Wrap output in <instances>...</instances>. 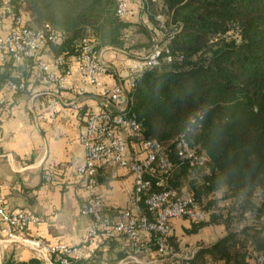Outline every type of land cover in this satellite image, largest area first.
Wrapping results in <instances>:
<instances>
[{
  "label": "trees",
  "instance_id": "1",
  "mask_svg": "<svg viewBox=\"0 0 264 264\" xmlns=\"http://www.w3.org/2000/svg\"><path fill=\"white\" fill-rule=\"evenodd\" d=\"M11 4L13 13H1L0 22L11 18L14 27L20 16L31 29L50 24L60 38L47 46L55 62L65 59L63 69L85 39L97 52L111 48L131 58H144L163 47L158 64L140 72L135 86L127 89L129 106L123 112L125 117L135 115L142 125L139 133L128 131L129 145L130 138L139 145L156 140L169 151L172 170L165 173L156 166L148 176V192L172 188L195 197L209 217L192 222L187 232L225 226L226 235L210 246L202 245L192 264H255L264 255V0H142L148 23L119 15V0H11ZM38 56L15 64L5 54L0 92L9 80L25 84L16 93L37 84L31 78L33 70H39ZM182 134L205 157L202 167L192 168L178 157L175 141ZM98 174L99 170L96 182ZM160 179L164 185H157ZM140 205L143 214H149L145 202ZM97 255L70 261L100 264ZM3 264L43 262L32 258Z\"/></svg>",
  "mask_w": 264,
  "mask_h": 264
},
{
  "label": "crops",
  "instance_id": "2",
  "mask_svg": "<svg viewBox=\"0 0 264 264\" xmlns=\"http://www.w3.org/2000/svg\"><path fill=\"white\" fill-rule=\"evenodd\" d=\"M130 9L129 20L148 23L142 1H132ZM11 24V18L3 19L0 34H8ZM100 54L109 67L102 82L109 88L122 83L128 89L130 73L140 68L143 58H131L111 48L102 49ZM38 58L50 63L52 73L64 72L56 65L49 46L40 50ZM4 63L0 55V66ZM68 65L71 75L64 88L43 83L40 71L33 70L31 80H36L37 84H31L27 91L0 92L4 100L0 110V197L9 211H24L37 219L22 227V236L39 239L46 246L65 244L80 248L82 255H75L73 259L94 258L96 252L100 264H178L181 255L197 253L202 245L210 246L225 236L227 231L223 224L204 226L191 233L187 232L193 226L191 221L175 219L170 238L174 255L165 258L159 256L150 241L151 235L145 232L141 233V238L146 247L135 255L125 237L108 239L103 231L85 242L93 218L81 211L90 183L88 178L77 175V168L85 158L81 136L86 132L87 115L100 113L104 98L98 87L84 83L74 58L69 59ZM55 93L61 96L63 103L59 115L51 118L47 99ZM126 106L121 103L116 109L120 111ZM124 134L129 137L128 130ZM130 146L132 152L142 150L131 138ZM98 170L95 191L106 213L117 220L122 211L135 206L134 176L129 169L113 162L100 163ZM46 175L51 176L50 181ZM6 228L0 217V264L36 258L35 250L29 245L19 239L8 240ZM51 258L52 262L48 259L42 261L43 264H59L57 257Z\"/></svg>",
  "mask_w": 264,
  "mask_h": 264
},
{
  "label": "built area",
  "instance_id": "3",
  "mask_svg": "<svg viewBox=\"0 0 264 264\" xmlns=\"http://www.w3.org/2000/svg\"><path fill=\"white\" fill-rule=\"evenodd\" d=\"M132 1L142 0H119L118 13L122 17L130 14ZM13 13L11 0H0L1 13ZM1 27V22H0ZM163 25H160V29ZM60 38L50 24L46 23L40 28L31 29L24 26L20 16L16 17L15 26L6 35L0 34V52L4 58L9 54L15 64L27 59L34 58L39 51L48 43L55 42ZM164 49L157 46L149 55L144 57L140 68L131 71L129 87L135 86V77L145 69L158 64V58ZM78 72L86 85L98 87L103 93V104L100 113H89L86 118V132L81 136V142L85 148V158L81 166L77 168V175L89 179L88 197L82 206V214L93 218V225L88 231L85 242L93 240L103 231L106 238L114 239L125 237L132 253L139 254L145 247L146 242L141 238V233L151 235L150 241L156 247L160 257L174 255L173 247L169 242L172 235L173 221L175 219H187L194 223L207 221L208 211L203 208L191 194L180 195L175 189L169 188L159 192L149 193L151 180L148 176L155 173V167L159 166L162 171L168 173L172 170V164L168 159L169 151L156 140H146L141 145V152H132L125 130L139 133L142 125L136 120L135 115L125 117L124 110L116 109L121 103L126 102L127 87L118 83L113 88L107 87L101 80L102 76L109 72L108 65L102 60L100 52H97L89 39L82 41L80 51L75 56ZM63 57L56 59V65L64 66ZM41 74V80L47 85H55L64 88L68 82L71 69L66 67L60 75L52 73L50 63L39 59L37 62ZM25 89L23 82L17 83L9 80L3 86V92H17ZM4 100L0 97V106ZM50 109V117L59 115L60 106L63 103L61 96L52 94L47 99ZM116 109V112H115ZM178 157L187 162L190 167H202L205 157L197 154L190 146L185 134L180 135L175 141ZM113 162L120 167L129 169L134 176V200L135 206L119 214L117 220H112L104 210V205L95 191V177L99 164ZM45 178L50 181L51 176ZM165 180L160 179L157 185H164ZM149 195L144 199L146 194ZM144 201L149 214H143L140 203ZM0 217L7 228L5 230L8 240L19 239L29 245L36 252V258L41 261L57 257L60 264H71L70 259L75 255H82L80 248L69 247L65 244L46 246L39 239L23 237L22 227L36 222V218L24 211H9L4 199L0 197ZM195 252L185 253L178 257V264H192L191 259ZM255 264H264V255L256 259Z\"/></svg>",
  "mask_w": 264,
  "mask_h": 264
},
{
  "label": "water",
  "instance_id": "4",
  "mask_svg": "<svg viewBox=\"0 0 264 264\" xmlns=\"http://www.w3.org/2000/svg\"><path fill=\"white\" fill-rule=\"evenodd\" d=\"M128 106H129V102L127 103V106H126V108H128Z\"/></svg>",
  "mask_w": 264,
  "mask_h": 264
}]
</instances>
